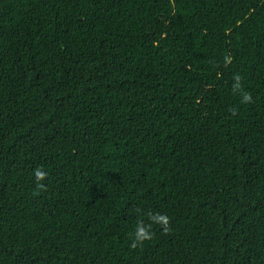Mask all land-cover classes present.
Segmentation results:
<instances>
[{"label": "trees", "instance_id": "1", "mask_svg": "<svg viewBox=\"0 0 264 264\" xmlns=\"http://www.w3.org/2000/svg\"><path fill=\"white\" fill-rule=\"evenodd\" d=\"M0 264H264V0H0Z\"/></svg>", "mask_w": 264, "mask_h": 264}, {"label": "clouds", "instance_id": "2", "mask_svg": "<svg viewBox=\"0 0 264 264\" xmlns=\"http://www.w3.org/2000/svg\"><path fill=\"white\" fill-rule=\"evenodd\" d=\"M232 60L233 58L231 55H226L224 57L225 67L230 65ZM243 80L244 77L241 74L235 73L233 76L234 82L232 85V91L233 93H238L240 95V102L242 104H251L254 102V99L251 92L245 90L243 86ZM229 111L233 116L238 115L237 108H230ZM34 176L37 181V188L40 190H46V185L43 183V181L47 179L48 173L42 167H40L35 169ZM143 215L148 221H150V223H145L144 219L137 220L134 231L130 233L132 239L130 247L132 249L143 247L145 242L151 241L154 238L155 233L153 231V225L160 226L164 234H168L171 231V217H169L167 214L160 212H148L144 213Z\"/></svg>", "mask_w": 264, "mask_h": 264}]
</instances>
